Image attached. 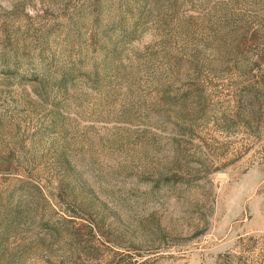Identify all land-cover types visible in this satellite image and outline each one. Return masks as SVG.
<instances>
[{
    "label": "rangeland",
    "instance_id": "rangeland-1",
    "mask_svg": "<svg viewBox=\"0 0 264 264\" xmlns=\"http://www.w3.org/2000/svg\"><path fill=\"white\" fill-rule=\"evenodd\" d=\"M0 264H264V0H0Z\"/></svg>",
    "mask_w": 264,
    "mask_h": 264
}]
</instances>
